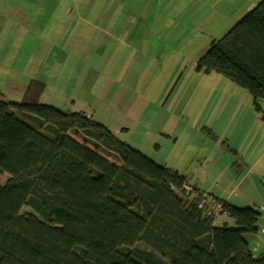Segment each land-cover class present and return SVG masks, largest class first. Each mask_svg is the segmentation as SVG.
<instances>
[{
	"label": "trees",
	"instance_id": "obj_1",
	"mask_svg": "<svg viewBox=\"0 0 264 264\" xmlns=\"http://www.w3.org/2000/svg\"><path fill=\"white\" fill-rule=\"evenodd\" d=\"M196 68L245 91L264 127V0ZM0 173L9 177L0 186V264H264V250L254 255L248 243L261 229L258 209L192 188L83 113L0 95ZM185 187L211 199L216 215ZM217 216L234 226H215Z\"/></svg>",
	"mask_w": 264,
	"mask_h": 264
},
{
	"label": "rangeland",
	"instance_id": "obj_2",
	"mask_svg": "<svg viewBox=\"0 0 264 264\" xmlns=\"http://www.w3.org/2000/svg\"><path fill=\"white\" fill-rule=\"evenodd\" d=\"M58 1L0 0V9L5 8L1 4L17 6L23 11L31 7L24 12L21 31H15V24L7 23L0 29V95L13 104L38 103L61 111L84 112L107 129L119 128L121 134L117 137L120 141L157 166L172 168L185 176L190 184L198 182L204 192L218 199L230 194L226 202L237 208L257 210L255 203L258 202L264 207V176L257 175L259 172L264 174V160L247 178L253 180L251 184L248 181L240 187L237 185L238 178L244 174L246 159L258 147L257 140L248 145L249 131L254 128L248 125L247 112L256 116L252 101L245 106L243 95H247L246 92L216 73L206 74L196 68V62L206 53L211 40L200 33L197 39H178L174 31L156 25L155 21L164 16L160 13L150 15L155 19L149 16V27H142L136 33L140 40L135 43L127 40L125 45L110 46L104 39L100 42L96 37L99 31L73 23L74 14L68 27L59 24L54 31L55 37L46 39V35L49 36L46 30L51 28L50 19L56 22L61 15L46 14L44 9ZM143 1L137 5H143ZM64 2L70 7L80 3L82 8L91 6L92 9L117 5L118 27L129 15L130 8L137 9L130 0ZM55 8L58 10L61 5ZM53 11L56 10L53 8ZM84 16L93 21L98 15ZM170 19L166 17L165 20ZM33 42L38 45L30 46ZM161 53L164 55L158 58L157 54ZM39 59H42L39 68L46 70L45 76L51 72L56 75L58 71L75 76L74 93H68V86L62 92H51L54 83L58 86L54 77L46 83L43 92H36L30 85L33 81L31 72ZM86 73L97 77V87L88 90L93 78L85 80L83 75ZM82 95L84 97L80 99ZM258 104L264 112V104ZM69 136L82 143L72 134ZM263 150L260 149L258 154ZM234 152L237 167L233 166L236 162ZM209 204L213 206L212 202ZM22 212L31 213L26 207ZM260 213L262 216L263 212ZM214 221L215 226L224 222L234 226L232 221L221 216ZM263 221L261 218L260 228L264 227ZM248 243L254 255L264 250L261 232L255 241L249 239Z\"/></svg>",
	"mask_w": 264,
	"mask_h": 264
},
{
	"label": "crops",
	"instance_id": "obj_3",
	"mask_svg": "<svg viewBox=\"0 0 264 264\" xmlns=\"http://www.w3.org/2000/svg\"><path fill=\"white\" fill-rule=\"evenodd\" d=\"M139 1L140 0H130V4L136 7L137 9L130 8L128 13L129 15L125 17L122 22L119 21L121 23L120 27H118L117 18L115 17V15H117L118 13L117 5H105L100 9H92L91 6H85L82 8V6H80L81 5L80 3L78 4V6L70 7L69 5H66L67 3H65L64 0H60L56 2L55 5L50 4L49 6L45 7L44 12L46 14L48 13L60 14L61 16L56 19L57 20L56 22H51L50 19L51 28L49 30H46V32L49 33V36L46 35V39L50 37L51 38L55 37L54 31L59 28V24H61L63 28L64 25H66L65 28L68 27L69 22H71L72 20L71 15L74 14L76 16L74 17L75 22L73 21V23H76L78 25L82 24L81 27L84 29L86 28L87 25L94 28V31H99L96 37L97 40H99L100 42L104 39L110 46H115L118 43L125 45L127 40L128 41L131 40L133 43H135V41L140 40L139 37H136V33L142 27L145 26L149 27L148 19L150 17L155 19L153 16L150 15L152 13H155V15L160 13L164 16L159 17V19L155 21L157 22L156 25H160V27H165L163 28L164 30L174 31L175 36L178 39H184V40H190L193 38L197 39V37L201 35L204 38L209 39L211 40V42H213L217 40L223 33L229 30L237 21H239L261 0H144L143 5L141 6L137 5ZM60 5L61 8L57 10L55 7ZM1 6L5 8L0 9V17H1L0 29L4 28L3 25L7 23L10 25L15 24L17 26V29L15 31L18 32L21 31V29L24 28L22 24L25 18L24 12L27 13L29 10H31V7H27L23 11V9L17 6L13 7L5 4H1ZM34 8L39 10V12L43 11L39 7H34ZM53 8L56 11H53ZM94 13L98 16H95L93 18V21L88 18H85L84 16V15H91ZM136 14L139 15L137 16ZM104 15H108V16L106 17ZM166 17L171 19L165 20ZM138 19L141 21H139ZM158 20L160 21L158 22ZM142 21L144 23H142ZM10 25L7 26L9 27ZM123 38H126V40H124ZM29 45L32 47L34 46L36 47L38 43L33 42L30 43ZM163 55L164 54L162 53L157 54V57L160 58ZM41 63H42V59L37 60V62H35V65H33L31 72L33 73L32 74L33 81L30 85H32L35 88L36 92L39 93L40 91L43 92L46 89L45 87H47L46 83L54 77L58 80V86L56 85V83H54L51 86L50 89L51 92L55 90L62 92L64 88L68 86L69 89L68 93H74L75 76L73 75L71 76L67 74V71L64 74H62V71H58L56 75L54 73L52 74L51 72L52 75L49 74L48 76H45V74H47L46 70H40L39 68V66H41ZM83 76L85 80H89L93 78V81L88 86V90H90L89 89L90 87L93 86L97 87L98 83L95 80L97 78L95 75H93L92 77L91 74L86 73ZM59 78L61 80H59ZM83 97L84 95H82L80 99ZM3 100L8 102L4 98ZM243 101H244V105L246 106V104L247 105L250 104L252 100L251 97L247 94V95H243ZM247 118L248 120H250L248 125H251L254 128V131L252 132L249 131L250 136L248 138V145L253 140H257L258 147L254 152H251L250 156L246 159L245 162L246 168H244L243 170L244 174L242 178L240 179L238 178L237 185L239 184L238 185L239 187L248 181L249 184H251V181L253 182V180L251 179L248 180L247 178L251 177L257 165L260 164L262 160H264V150L258 154L260 149L264 148V127L260 121V116L257 113L255 116L254 114L252 113L250 114L249 112H247ZM108 130L115 137L121 134V131L117 127L108 128ZM245 139H247V136L245 137ZM257 143H255L254 145H256ZM242 159L244 160L245 156L242 157ZM257 175L259 177L264 176V174H261L260 172ZM8 180H9L8 175L0 173V186H4ZM186 181L187 184L192 188L202 193L213 195L211 193L204 192L202 190V187L198 185V182H195V184H190L187 179ZM249 184L247 185V188L249 187ZM229 195L224 196L223 200L226 201ZM255 205L256 207H258V210L260 212L264 213V207L261 204H259V202L255 203ZM263 213L261 216L262 218H264ZM260 232H261V238H263L264 227L263 228L261 227ZM250 249L252 250V248ZM255 252L257 251L255 250Z\"/></svg>",
	"mask_w": 264,
	"mask_h": 264
},
{
	"label": "built area",
	"instance_id": "obj_4",
	"mask_svg": "<svg viewBox=\"0 0 264 264\" xmlns=\"http://www.w3.org/2000/svg\"><path fill=\"white\" fill-rule=\"evenodd\" d=\"M185 197L186 198H197L199 199V201L197 202V207L201 210L204 211V213H206V215H215V213L210 210V209H207L206 205L207 203H210L211 202V199L209 198H205L204 196H201L199 195L198 193L196 192H193V190L189 189L188 187H185ZM217 209H219V206L217 205L216 206Z\"/></svg>",
	"mask_w": 264,
	"mask_h": 264
}]
</instances>
